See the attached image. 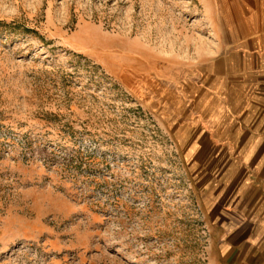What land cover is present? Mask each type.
Returning <instances> with one entry per match:
<instances>
[{
  "label": "rangeland",
  "instance_id": "rangeland-1",
  "mask_svg": "<svg viewBox=\"0 0 264 264\" xmlns=\"http://www.w3.org/2000/svg\"><path fill=\"white\" fill-rule=\"evenodd\" d=\"M224 4L0 0V264L214 262L195 107Z\"/></svg>",
  "mask_w": 264,
  "mask_h": 264
},
{
  "label": "crops",
  "instance_id": "crops-1",
  "mask_svg": "<svg viewBox=\"0 0 264 264\" xmlns=\"http://www.w3.org/2000/svg\"><path fill=\"white\" fill-rule=\"evenodd\" d=\"M224 19L195 107L214 134L199 176L217 235L212 264H264V0H225Z\"/></svg>",
  "mask_w": 264,
  "mask_h": 264
}]
</instances>
